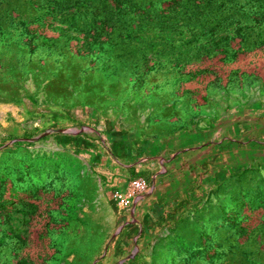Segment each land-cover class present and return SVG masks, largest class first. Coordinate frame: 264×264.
<instances>
[{"label": "rangeland", "instance_id": "obj_1", "mask_svg": "<svg viewBox=\"0 0 264 264\" xmlns=\"http://www.w3.org/2000/svg\"><path fill=\"white\" fill-rule=\"evenodd\" d=\"M214 81L264 101V0H0V264H264V158L140 159L148 211L99 179L129 104Z\"/></svg>", "mask_w": 264, "mask_h": 264}, {"label": "crops", "instance_id": "obj_2", "mask_svg": "<svg viewBox=\"0 0 264 264\" xmlns=\"http://www.w3.org/2000/svg\"><path fill=\"white\" fill-rule=\"evenodd\" d=\"M216 83L214 81L208 90L205 88L206 91L200 87L197 94H191L193 89L186 84L173 85L174 89L166 86L164 93L147 99L144 107H139L135 113L132 107L136 104H129L130 108H125L123 111L126 113H122L127 126L118 131L121 151H116L115 154V158L122 162L114 163V157H107L110 160L109 169L105 167L99 179L113 189H123L132 176H146L144 170L141 174L137 169L141 164L138 162L140 159L145 160V165L149 168L153 163V154L155 158L169 155L171 160L161 176H170L167 183L171 185L172 177L189 175V170L182 168L183 161H197V146L206 148L227 145L224 152L232 146L237 154L236 159L264 158V101L254 99L243 103L238 113L233 114L235 108L226 104L223 109L220 105L225 99V91L220 88V84L216 86ZM224 103H228V99ZM145 112L151 118L144 120L145 125H137L135 115ZM114 166L117 168H111ZM148 191L150 189L138 197L131 209L148 211L159 202V197H163L162 189L156 188L150 193Z\"/></svg>", "mask_w": 264, "mask_h": 264}, {"label": "built area", "instance_id": "obj_3", "mask_svg": "<svg viewBox=\"0 0 264 264\" xmlns=\"http://www.w3.org/2000/svg\"><path fill=\"white\" fill-rule=\"evenodd\" d=\"M149 181L143 176H132L125 188L115 189L112 193L113 199L122 208L132 207L138 197L148 189Z\"/></svg>", "mask_w": 264, "mask_h": 264}]
</instances>
